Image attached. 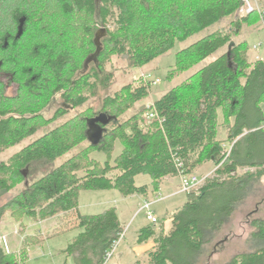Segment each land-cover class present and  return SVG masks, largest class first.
<instances>
[{"label":"trees","instance_id":"obj_1","mask_svg":"<svg viewBox=\"0 0 264 264\" xmlns=\"http://www.w3.org/2000/svg\"><path fill=\"white\" fill-rule=\"evenodd\" d=\"M242 6V0H0V154L42 132L0 162V199L26 180L25 169L33 163L54 162L88 142L0 204V226L7 213L20 222V232L25 218L56 219L59 232L80 230L64 250L75 264H104L124 229L114 207L82 213V191L117 189L124 197L149 198L165 177L177 176V160L189 173L212 161L216 176L187 193L183 207L166 218L167 228L150 222L137 236V244L155 243L148 264H198L206 244L264 174V57L251 59L248 40H233L259 22L260 11L238 14ZM229 17L232 30H214L177 52L173 71L201 67L155 100L161 122L146 118V109L121 119L150 94L139 78L123 94L107 95L102 111L78 112L51 126L87 103L113 54L141 68ZM100 29L106 33L93 59ZM3 75L17 85L14 96L6 93ZM57 94L63 105L46 118L42 110ZM221 125L228 128L226 140L218 137ZM225 141L232 144L230 152ZM139 175L150 177L151 188L137 184ZM252 225L259 247L225 264H264V220ZM43 235L41 228L25 235L19 255ZM19 255L0 242V264H19Z\"/></svg>","mask_w":264,"mask_h":264},{"label":"rangeland","instance_id":"obj_2","mask_svg":"<svg viewBox=\"0 0 264 264\" xmlns=\"http://www.w3.org/2000/svg\"><path fill=\"white\" fill-rule=\"evenodd\" d=\"M255 8V10L260 11L258 24L244 30L240 36L233 37L235 42L242 41L244 38L248 39L250 46L249 56L251 59H255L258 54L264 55V0H255ZM242 13L243 12L239 11L238 14ZM232 21V17L225 18L213 27L193 35L186 41L177 42L174 48L169 52L159 56L141 68L132 67L125 57L113 54L107 61L106 72L100 73V76L103 79L102 83L98 85L94 93L89 95L87 103L76 110H71L69 114L53 123L51 126L55 127L57 124L66 121L78 112H85L87 110L90 114L102 111L103 101L107 95L114 94L116 92H122L123 94L127 86L136 84L138 79H142L145 73L151 72L155 78L160 79V83L150 86L149 96L135 104L130 109L124 111L125 113L121 117L124 121L134 112L146 109L144 116L148 118L147 112L152 102L173 86H176L178 83L185 80L192 72H195L199 66L194 63V67L186 69L185 71H179L177 69L176 71H173V65L176 63L177 52L214 30H232L234 28ZM254 44H260V48L257 52L254 49ZM216 56L217 55L211 56L205 62L214 59ZM170 70H172L173 74L170 75V78L168 79L167 75L168 72H171ZM2 79L7 84L6 93L10 96H14L17 92V85L10 82L8 75H3ZM62 105L63 101L60 95L57 94L53 97L50 104L43 108L42 115L46 118H50L55 115L57 108ZM41 133L25 139L1 153L0 162L2 160L6 161L14 153L34 141L41 135ZM219 135L220 137L225 135L223 128L219 131ZM87 145V141L83 142L54 162L50 163L41 161L33 163L27 167L25 169L26 180L22 183H18L10 193L5 194L4 197L0 199V204H3L19 192L24 191L29 184H31L33 179L38 178L43 173L59 166L64 161L69 159L70 156H73V154L79 152ZM120 148L121 146H118L117 153L120 151ZM93 156L101 160L105 158L104 154L99 152H95ZM216 168L217 167L215 166L214 170L211 172V176L209 177L212 178L216 176ZM196 174L199 176L204 175H200L198 172ZM143 178L144 177L142 175L137 176V184H142ZM147 178L150 177L148 176ZM179 184V180L172 179L171 181L166 182L165 185H161L159 187L158 191H160L163 196L167 197V199L157 202L152 206L155 215L159 218V222L183 207V204L186 203L188 199L187 192H180L178 190ZM250 189L252 190L249 194H247V197L242 202H239L229 220L206 244L204 252L202 253L201 258H199L200 260L198 264H225L231 260L234 255L246 251H252L259 247L258 242L254 241L252 237L255 230L252 225V221L257 219L259 216H263L264 218V187L262 188L259 184L257 186L253 185ZM177 190L179 192H176ZM174 191L175 194L167 196ZM152 194H149V198L152 197ZM114 200H116V202H114ZM143 201L144 199H142V196L140 195H130L124 197L117 189L84 190L81 192L79 207L83 213H100L108 207L115 206L121 219L124 234L126 235H124V237L120 240L112 257L106 264H138V262H140V264H148L147 256L143 255L144 257L139 259L138 253L134 249L139 230L147 224H150V220L146 216L145 212H138ZM24 223L26 226L25 230L24 232H20L22 228L20 222H16L9 214L4 215L0 226V242L5 251L16 252L18 255L19 252H21L23 238L15 233L18 230L19 233H21L20 235H23V237L27 234H35L40 228L41 231H43V224L40 225V222L38 221L25 218ZM46 224L47 227L43 235L45 239L40 244H30L26 248L23 257L19 255L22 259L19 256L17 257V262L19 264H75L74 258L72 256H67L64 249L67 247L68 243H70L72 238L77 235L79 229L64 230L59 232L55 229L59 224L56 219H50ZM46 224L44 226H46ZM48 234L49 236L46 237Z\"/></svg>","mask_w":264,"mask_h":264},{"label":"built area","instance_id":"obj_3","mask_svg":"<svg viewBox=\"0 0 264 264\" xmlns=\"http://www.w3.org/2000/svg\"><path fill=\"white\" fill-rule=\"evenodd\" d=\"M243 2V6L240 9L241 12H243L244 14L253 12L256 8H255V0H242ZM143 81L144 84H146V86L149 87L150 90V86L152 85H157L158 83H160V79L159 78H155L153 76V74L151 72L149 73H145L143 75V78L141 79ZM147 117L149 119H155L158 118L159 121L161 122L162 119L159 118V115L156 111V107H155V101L152 102V104L149 107V110L147 112ZM224 147L228 150V152L231 151L232 148V144H224ZM177 163V177L179 178V191L180 192H192L197 190L198 188H200L209 178V176H211V173L205 176H199L196 173H189L186 172L184 163L180 160L176 161ZM166 197L162 195V193L160 191H156L153 195L152 198H146L139 211L138 212H145L146 216L148 217V219L150 220L151 223L153 224H157L159 223V218L155 215L154 210L152 209V206L157 203V202H161L163 200H165ZM120 238L117 242H115V244L113 245V248L107 252L106 257H105V262L104 264H106L110 258L112 257L114 250L116 248V246L118 245V243L120 242V240L124 237V232L122 234H120Z\"/></svg>","mask_w":264,"mask_h":264},{"label":"crops","instance_id":"obj_4","mask_svg":"<svg viewBox=\"0 0 264 264\" xmlns=\"http://www.w3.org/2000/svg\"><path fill=\"white\" fill-rule=\"evenodd\" d=\"M258 24V23H257ZM254 26H256V24L254 25ZM250 27H253V26H250ZM250 27H247V28H245V30L246 29H248V28H250ZM244 39H247V38H244ZM248 40V39H247ZM260 48V44L258 45V44H254V49L256 50V52L258 51V49ZM258 57H264V55H260V54H258L255 58H258ZM208 62V61H207ZM207 62H205V63H207ZM201 67V65H199L198 66V68L197 69H199ZM193 73V72H192ZM191 73V74H192ZM179 84V83H178ZM162 95H164V94H162ZM161 95V96H162ZM160 96V97H161ZM159 98V97H158ZM157 98V99H158ZM262 108L264 109V100H263V102H262ZM221 121H223V116H222V114H220V121L219 122H221ZM221 128H223V130L225 131V135L223 136V137H220V135H219V132H218V137L220 138V139H222V140H226V138H227V132H228V128H226V127H224V126H220L219 127V131L221 130ZM225 143V145H227V144H230L229 143V141H225L224 142ZM215 163L214 162H212V161H209V162H207V163H205V164H203V165H201L200 167H198L197 168V170H196V172L195 173H197L198 172V174L200 173V175L201 174H204L203 176H205V175H207L208 176V174L209 173H211L213 170H214V168H215ZM255 170V169H254ZM144 178H143V183L142 184H140V185H143V184H147V185H150L151 184V179L150 178H147L148 176H144V175H142ZM137 179V178H136ZM172 179H177V180H179V178L177 177V176H167V177H165V179L163 180V182H162V184L161 185H165V183L166 182H168V181H171ZM138 180V179H137ZM137 180H136V182H137ZM254 186H257V185H261L262 186V188L264 187V174H262L261 176H259L257 179H255L254 180V182L252 183ZM139 185V184H138ZM179 187V186H178ZM176 192H179L178 190L176 191ZM153 193V194H152ZM152 193H150V194H152L151 196L153 197V195H154V192L152 191ZM173 194H175V191L174 192H171V194H169V195H167V196H170V195H173ZM133 195H136V196H139V194H133ZM140 196H142V199H146L147 197H145V196H143V195H140ZM150 196V197H151ZM151 197V198H152ZM166 199H167V197H166ZM114 202H116V200H114ZM113 207V206H112ZM108 208H110V207H108ZM114 208H115V206H114ZM116 210H117V208H116ZM81 211V210H80ZM82 212V211H81ZM257 212V211H256ZM83 213V212H82ZM118 213V212H117ZM8 214V213H7ZM85 214H96V213H85ZM119 216V215H118ZM258 217V216H257ZM167 218V217H166ZM165 218V219H166ZM258 218H263V216L262 217H258ZM119 219H120V217H119ZM164 219V221L162 222V221H160L159 222V224L157 225V228H163V227H165V228H167V226H168V224H169V219H166L165 220ZM264 219V218H263ZM50 220V219H49ZM49 220H44V221H42V222H40V225H42L43 224V226H42V229H43V231H45V229H46V227H47V222L49 221ZM120 222H121V219H120ZM2 223V222H1ZM46 224V226H44ZM122 224V223H121ZM42 231V232H43ZM80 231V230H79ZM18 232V233H17ZM17 232H15L17 235H19V236H22V238H23V235H20L21 233H19V230L17 231ZM22 240V239H21ZM69 244V243H68ZM155 245V243H154V241L153 240H150L147 244H144V245H140V244H137V240H136V244H135V246H134V249H135V251L138 253V256H139V259H141V258H143L144 256L143 255H146L147 256V254H148V250H150L151 248H153V246ZM68 246V245H67ZM67 248V247H66ZM65 248V249H66ZM64 249V250H65ZM66 254V253H65ZM147 258H148V256H147Z\"/></svg>","mask_w":264,"mask_h":264},{"label":"water","instance_id":"obj_5","mask_svg":"<svg viewBox=\"0 0 264 264\" xmlns=\"http://www.w3.org/2000/svg\"><path fill=\"white\" fill-rule=\"evenodd\" d=\"M106 33V31L104 29H100L98 30L96 37H95V45H97V50L95 52V54L93 55V59H96L98 57V55L100 54L101 51V37ZM98 132V131H97ZM99 135L101 134V131L99 130Z\"/></svg>","mask_w":264,"mask_h":264}]
</instances>
